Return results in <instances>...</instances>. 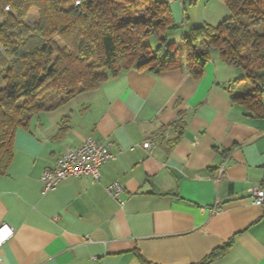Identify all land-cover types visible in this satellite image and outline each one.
<instances>
[{
	"label": "crops",
	"instance_id": "obj_1",
	"mask_svg": "<svg viewBox=\"0 0 264 264\" xmlns=\"http://www.w3.org/2000/svg\"><path fill=\"white\" fill-rule=\"evenodd\" d=\"M184 33L231 16L223 0H166ZM242 69L216 48L200 78L186 67L130 69L36 114L14 138L0 175V225L14 228L2 264H264V210L250 188L264 182V116L231 98ZM264 99V95H263ZM180 117L178 142L163 134ZM91 136L115 157L101 178H69L43 193L41 174ZM152 140L151 149L143 147ZM123 185L120 204L106 190Z\"/></svg>",
	"mask_w": 264,
	"mask_h": 264
},
{
	"label": "trees",
	"instance_id": "obj_2",
	"mask_svg": "<svg viewBox=\"0 0 264 264\" xmlns=\"http://www.w3.org/2000/svg\"><path fill=\"white\" fill-rule=\"evenodd\" d=\"M231 16L179 32L166 0H0V175L14 157V138L40 112L95 90L123 71L160 72L183 65L200 78L216 48L242 69L231 98L264 116V0H223ZM32 14L34 22L26 24ZM158 47L153 49L152 39ZM186 127L180 117L163 131L175 145ZM214 249L200 264L227 253ZM139 257L144 264H155Z\"/></svg>",
	"mask_w": 264,
	"mask_h": 264
},
{
	"label": "built area",
	"instance_id": "obj_3",
	"mask_svg": "<svg viewBox=\"0 0 264 264\" xmlns=\"http://www.w3.org/2000/svg\"><path fill=\"white\" fill-rule=\"evenodd\" d=\"M169 135V131L165 133ZM110 142L98 140L91 136L86 137L77 148L70 149L60 156L54 168L45 169L41 174L43 193L57 188L59 183L69 178L89 177L94 182L101 178V166L112 160L115 155L110 151ZM154 146L152 140L144 142L145 149ZM107 192L120 204L124 201L120 199L124 187L119 182H113L106 187ZM254 204L264 210V182L250 188ZM14 228L6 222L0 225V249L13 236ZM3 258L0 251V264Z\"/></svg>",
	"mask_w": 264,
	"mask_h": 264
},
{
	"label": "rangeland",
	"instance_id": "obj_4",
	"mask_svg": "<svg viewBox=\"0 0 264 264\" xmlns=\"http://www.w3.org/2000/svg\"><path fill=\"white\" fill-rule=\"evenodd\" d=\"M33 22H34V20H33L32 14H30V15L26 18L25 23H26V24H29V25H32ZM178 35H179L178 32H175V33L172 35L171 39L176 40V37H177ZM151 42H152L151 44H152L153 49H156V48L158 47V43H157L156 39L153 38Z\"/></svg>",
	"mask_w": 264,
	"mask_h": 264
}]
</instances>
